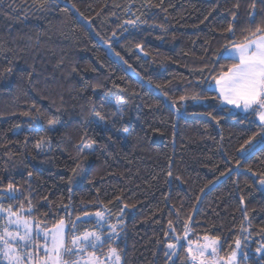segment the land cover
Instances as JSON below:
<instances>
[{
	"label": "trees",
	"instance_id": "trees-1",
	"mask_svg": "<svg viewBox=\"0 0 264 264\" xmlns=\"http://www.w3.org/2000/svg\"><path fill=\"white\" fill-rule=\"evenodd\" d=\"M40 2L0 0V206L64 220L69 247L97 229L77 217L106 211L119 239L86 251L115 247L122 264H191L205 236L264 264V124L221 103L213 79L234 63L226 47L261 35L264 0Z\"/></svg>",
	"mask_w": 264,
	"mask_h": 264
},
{
	"label": "snow or ice",
	"instance_id": "snow-or-ice-1",
	"mask_svg": "<svg viewBox=\"0 0 264 264\" xmlns=\"http://www.w3.org/2000/svg\"><path fill=\"white\" fill-rule=\"evenodd\" d=\"M37 2V0H34ZM49 3V0H42L39 3L41 9L44 8L46 4ZM255 5L253 4V7ZM132 23H135L132 21ZM229 32L232 31V26L229 25L227 29ZM257 32L261 33L259 37L254 40L248 41L247 43L241 45H234L233 48H225L224 58L234 61V63L227 69V71H221L218 77H213L216 83V90L219 92V99L223 104H232L237 108H241L243 112L250 113L257 117L261 124H264V29L257 27ZM238 61V62H237ZM11 71V69H9ZM31 79V76H29ZM184 97H181L183 100ZM193 99H196L193 97ZM121 102H118L120 104ZM35 107V105H33ZM37 111H39L37 109ZM123 109H121V112ZM93 114L97 117L99 122L105 121V116L101 113L93 110ZM24 115H29L28 112ZM49 127H54L57 121L53 119H48L47 121ZM41 131L44 129L41 128ZM264 132V128L261 129ZM250 142V141H249ZM83 143V140H82ZM94 143V141H93ZM51 146V141L47 137H41V139L36 144L38 154L45 151ZM89 149L91 144L86 145ZM79 154V149H78ZM243 155V153H242ZM86 159V157H85ZM76 169H79L81 172L83 168L77 164L76 168L73 169L74 174H78ZM32 173L29 172V176ZM171 175V172H169ZM71 182V180L69 181ZM261 185H264V179L260 181ZM7 191L9 192V198H15L13 193L18 191L13 184L9 183L7 185ZM127 207V205H125ZM2 206H0V212H4ZM11 216H15L16 219L9 218L7 225L0 230V256L4 257L8 264H24L22 257L17 253L13 247V242H16V246L19 248L27 249V245L32 243V224L31 222L19 216L16 212H11L8 210ZM89 214L86 212L85 216ZM96 223L98 226H103L107 221L105 220L101 212H97ZM80 217H77V220H80ZM82 223L85 221H81ZM16 225V231L9 230L8 225ZM76 225L73 224V228ZM112 235H109L107 241H102L101 235L94 231H85L80 235L73 234L70 240V247L67 246L66 234L64 232V220H60L59 224L50 234V246L48 243L49 234L45 233V244H44V257L42 264H77L76 261H69L63 258L64 253L75 254L76 252L82 253L85 251V248H91L95 250L98 246H102L104 243L115 239L119 233L115 225H109ZM22 229V231H21ZM245 230V229H242ZM206 241H209L207 236L204 237ZM24 242L23 244L19 242ZM219 243V237L211 239L208 243L202 245L197 249L196 253H192L191 247L188 248V252L192 255L193 260L199 259V264H212L211 261L206 262L203 259H200L204 255V249L211 248L213 256L216 253V245ZM236 248H240V240L235 241ZM170 249L175 248L174 244H169ZM264 251V246L260 249H257V252ZM28 257L27 264H32L33 256L30 251H25L24 253ZM110 254L114 256L116 261H119L120 257L117 254L115 248H110ZM173 255L175 253H172ZM168 255V253H166ZM236 258V251H233L232 254L228 257L227 264H234ZM36 259V264H41L39 258ZM94 260V258H93Z\"/></svg>",
	"mask_w": 264,
	"mask_h": 264
},
{
	"label": "rangeland",
	"instance_id": "rangeland-1",
	"mask_svg": "<svg viewBox=\"0 0 264 264\" xmlns=\"http://www.w3.org/2000/svg\"><path fill=\"white\" fill-rule=\"evenodd\" d=\"M261 185V184H260ZM263 188H264V185H261ZM4 209V208H3ZM5 211L4 212H0V230L3 229V227L5 225H7V221L9 218L11 219H16L15 216H11L10 217V213L7 209H4ZM13 212V211H11ZM105 220L107 221L106 224H103V226H98L97 225V229H93V230H86V231H94V232H97L98 234L101 235V239L102 241H105V239L109 236V235H112L111 231H110V228H109V225H115L117 227V231L119 233V228L122 226L123 224V221L120 220V218L116 219L115 221H113L111 219V217L109 216V214L106 212V211H100ZM97 213V212H96ZM96 213H89L88 216H82L80 220L78 221H89V220H95L96 221V216L95 214ZM18 214V213H17ZM19 216H22L21 214H18ZM24 217V216H22ZM26 218V217H24ZM28 219V218H26ZM31 224H32V243L28 244L27 245V249H23V248H19L16 246V242H13V247L15 249V251L17 253H19L22 257V260L24 261V264H27V261H28V257L24 254L25 251H30L32 253V256H33V262L32 264H36V259L35 258H39L41 260V264H42V261H43V257H44V244H45V233H48L49 234V239H48V243H49V246H50V234L51 232L55 229V226L53 227H50V228H47V227H43L39 224H36L33 220L31 219H28ZM9 227V230L10 231H13V233H15L16 231V225H8ZM76 228V227H75ZM68 230H69V225L64 222V232L66 234L65 238H66V242H67V237H68ZM22 231V229H21ZM85 232V231H84ZM83 233V232H82ZM82 233H76V235H80ZM209 241L211 239H214V237H209ZM119 239V235L114 239L115 241H118ZM209 241H206L205 239H203L201 242H189L188 245L189 247H191L192 249V253L195 254L197 249L200 248L202 245L208 243ZM21 244H23L24 242H19ZM264 246V244H262L259 249ZM216 247V253L215 255L213 256L212 254V249L211 248H206L204 249V255L203 257H201L200 259H203L205 260L206 262L208 261H211L212 264H227V260L228 258H224L220 255V248H221V241L219 239V243L215 246ZM115 248V247H113ZM87 248H85V251H83L82 253L80 252H76L75 254H69L68 253V256L66 257V253L63 254V258L66 259V260H69V261H76L77 264H122L123 261H122V258L117 250V254L119 255L120 259L119 261H116L114 256H112L110 254V251L107 255L105 256H100L98 254H95L93 252H88L86 251ZM170 252H174L176 249L175 248H172L170 249ZM236 251V258H235V262L234 264H239V258L240 256L243 254L244 252V249L242 247V243L240 244V248L239 249H235ZM258 256H263L264 255V251H261V252H257ZM94 258V260H93ZM190 259H191V264H199V259L198 260H193L192 259V255H190ZM0 263L1 264H8L7 260L0 256Z\"/></svg>",
	"mask_w": 264,
	"mask_h": 264
},
{
	"label": "crops",
	"instance_id": "crops-1",
	"mask_svg": "<svg viewBox=\"0 0 264 264\" xmlns=\"http://www.w3.org/2000/svg\"><path fill=\"white\" fill-rule=\"evenodd\" d=\"M214 88H215V90H216V83H215V85H214ZM216 91H217V90H216ZM217 92H218V91H217ZM218 93H219V92H218ZM226 105L230 106L231 108H233V109L236 110V111L243 112L241 108H237V107H235V105H232V104H226ZM243 113H245V112H243ZM258 120H259V119H258Z\"/></svg>",
	"mask_w": 264,
	"mask_h": 264
}]
</instances>
